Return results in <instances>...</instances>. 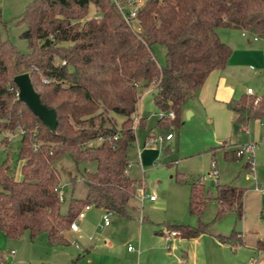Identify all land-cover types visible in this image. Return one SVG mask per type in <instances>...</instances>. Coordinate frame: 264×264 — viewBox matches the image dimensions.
<instances>
[{"label": "trees", "instance_id": "1", "mask_svg": "<svg viewBox=\"0 0 264 264\" xmlns=\"http://www.w3.org/2000/svg\"><path fill=\"white\" fill-rule=\"evenodd\" d=\"M89 4L95 9L90 17ZM14 21L25 26L20 33L27 41L25 52L1 36L0 10V145L7 146L15 130L20 134V177L8 157L0 163V230L7 238L24 231L31 239L44 233L48 244L68 243L69 224L85 204L127 215V203L140 184L127 172V149L135 138L134 114L144 88L152 89L158 111L173 112L157 119L161 127L178 126L185 105L231 52L218 36L219 27L244 30L264 43V0H143L132 25L112 0H29ZM154 44L165 48L163 65L155 59ZM21 72L29 74L40 102L55 111L53 131L18 98L13 76ZM226 107L237 129L245 130L251 120L264 118V93L240 94ZM114 114L122 116L119 123ZM235 152L224 150V156L242 157ZM65 155L78 171L83 164L85 192L70 196L61 211L55 162ZM89 162L92 169L84 166ZM244 166L250 168L249 161ZM215 188L216 215L231 209L240 215L244 189L230 183ZM207 198L203 185L191 181L189 212L199 214ZM165 228L196 237L204 224ZM238 234L219 240L236 244ZM256 249L264 250V239L256 241ZM0 264L12 263L0 254Z\"/></svg>", "mask_w": 264, "mask_h": 264}, {"label": "rangeland", "instance_id": "2", "mask_svg": "<svg viewBox=\"0 0 264 264\" xmlns=\"http://www.w3.org/2000/svg\"><path fill=\"white\" fill-rule=\"evenodd\" d=\"M24 7V0L19 3L0 0L1 36L20 52L27 51V41L20 37L25 26L17 24L14 17ZM94 13V6L89 4L87 16ZM239 31L233 27L217 29L221 37L223 32L235 36ZM152 50L158 65H163L164 46L154 44ZM238 86L240 89L251 86L254 93L263 94L264 74L253 75L243 69ZM137 104L133 121L135 139L127 149L130 162L127 170L140 184L127 203V215L90 206L83 218L75 219L79 230L66 232V244H48L44 233L31 239L27 231L17 238H7L0 230V254L6 261L12 264H264V251L256 249V241L264 238V118L260 123L251 120L245 131H232L228 141L229 145L254 144L252 156L246 153L239 159H228L223 150L233 147L224 143L218 145L203 115L195 113L186 117V110L181 115V123L168 128L172 139L142 145L146 133L164 136L168 129L162 128V123L157 124L155 113L158 110L152 102L151 88L141 91ZM138 113L144 118L143 125H137ZM114 117L117 123L122 119L118 114ZM3 134L0 132V139ZM19 142L20 134L15 130L9 134L7 146L0 145V163L8 157L16 177H20L16 162ZM143 147L154 151L149 163L138 160L137 152ZM246 160H251L250 168H245ZM211 162L217 171L215 180L211 175ZM84 166L92 169L94 163ZM55 167L63 191L60 210L65 211L70 196L84 195L85 186L80 178L83 164L78 165V171L65 155L55 162ZM175 175L185 180L178 181ZM191 181L201 183L208 197L199 214L188 210ZM216 182L244 189L240 215L233 209L216 215ZM256 184L261 190L254 189ZM140 190L146 196L144 199ZM148 195L155 199L150 201ZM103 212L108 214V225L101 221ZM200 223L204 224V229L196 237L174 236L168 241L165 235L158 233L166 224L197 226ZM233 232L239 233L241 242L229 244L219 240V236ZM128 245L133 251L127 250ZM11 249L14 252H10Z\"/></svg>", "mask_w": 264, "mask_h": 264}, {"label": "crops", "instance_id": "3", "mask_svg": "<svg viewBox=\"0 0 264 264\" xmlns=\"http://www.w3.org/2000/svg\"><path fill=\"white\" fill-rule=\"evenodd\" d=\"M15 1L19 3L22 0H12V2ZM28 1L29 0H24L25 5ZM224 28H231V27H224ZM242 31L244 30H240L239 34H235V36L226 34V32H223L222 37L220 34H218L219 38L222 41H224L226 44H228L229 47L231 48V52L226 60V63L224 64L223 67L212 70L206 76L201 87L199 88L197 97L189 101L185 105V108L183 110V113L185 110L186 111L190 110L189 114L192 115H194L195 113L202 114L204 119H206L209 123L210 129L212 131V138L214 140H218V145L220 143L228 144V141L233 131L232 129L233 116H232V112L226 107V102L231 98H236L240 94L246 93L247 87L251 88L252 95L259 96L262 94L261 92L254 93V89L251 86H246L245 89H240V87L238 86L239 76L243 71V69L251 71L253 75L264 74L263 41L258 36L249 34L246 31L245 34H242ZM254 36H256L257 38L254 39L253 38ZM137 108H138V104H137ZM136 113H137V109H136ZM139 119L143 120L141 124L143 125L144 118L142 117V115H140V113H138V120ZM136 121H137V116H136ZM254 122L260 123V120L254 119L253 123ZM157 124L159 126V123ZM245 130H247V127ZM245 130L237 129L235 132L245 131ZM168 132H170L169 129L166 130L164 135ZM153 135L154 134L146 133L142 145H146L149 142H151L152 140L149 138H151ZM170 139H172V136L169 139H164V140H170ZM236 145L233 143L229 146L233 147ZM152 152H154L152 149L148 150V148L145 147H143L142 150L139 149L137 152L139 162L149 163L153 158ZM127 172L130 175L128 170ZM145 197L146 196H144L142 199H144ZM154 199H149V200L153 201ZM85 211H84V215H85ZM141 219L142 218H140V220ZM78 230L79 228L76 231L69 230V232L70 231L77 232ZM161 230L158 232L159 234H161ZM0 236L2 237L1 232H0ZM10 252H14V249H11Z\"/></svg>", "mask_w": 264, "mask_h": 264}, {"label": "built area", "instance_id": "4", "mask_svg": "<svg viewBox=\"0 0 264 264\" xmlns=\"http://www.w3.org/2000/svg\"><path fill=\"white\" fill-rule=\"evenodd\" d=\"M114 5L116 6V8L118 9V11L120 12L123 20L126 22V24L128 25H132V21H133V18L135 16V13L137 11V9L139 8V6L142 4L143 0H112ZM242 34H245V31H242ZM254 39L257 38L256 36L253 37ZM64 61H61V63H63ZM45 80V79H44ZM251 88L250 87H247L246 88V93L248 94H251ZM156 117L157 119H161L163 117H173V112L170 110V111H167V112H164V111H157L156 113ZM135 126V124H133V127ZM172 136L171 132H168L166 133L164 136L162 135H153L151 138L152 141L154 142H162L164 139H169L170 137ZM254 144L252 143H248L246 145H236V146H233V148L236 149V155H244V154H248L250 156H252V151L254 149ZM249 163H250V167H251V160H249ZM130 165V163H128L127 167ZM211 175L213 176V180H215V176L217 175V171L215 170L214 168V162H211ZM255 190H261V188L256 184L255 187H254ZM55 190L57 191V194H58V197L59 199L62 198V195H63V191H62V188L60 186L56 187ZM141 192V190H140ZM145 195L141 192V199L144 197ZM148 198L149 199H154V196L153 195H148ZM90 207L89 204H85L82 209L77 213L76 215V218H81L83 217L84 215V211L86 209H88ZM75 218V219H76ZM75 219L73 221L70 222L69 224V229L71 231H76L78 229V226L76 224V221ZM101 221L103 223V225H107L109 224L110 220H109V217H108V214L106 212H103L101 214ZM161 234L165 235V238L169 241V239L171 237H174V236H178V230L177 229H167V228H164L162 231H161ZM127 250H133V247L128 245L127 246Z\"/></svg>", "mask_w": 264, "mask_h": 264}, {"label": "water", "instance_id": "5", "mask_svg": "<svg viewBox=\"0 0 264 264\" xmlns=\"http://www.w3.org/2000/svg\"><path fill=\"white\" fill-rule=\"evenodd\" d=\"M13 81L18 88V98L25 103L28 109L38 117V119L49 130H54L56 126L55 111L43 105L39 96L34 90L27 72H21L13 76ZM190 111H186L188 117ZM233 132L237 130V124L232 123Z\"/></svg>", "mask_w": 264, "mask_h": 264}]
</instances>
